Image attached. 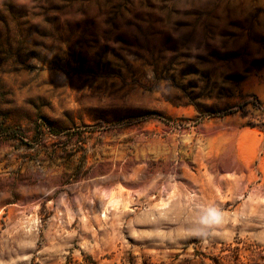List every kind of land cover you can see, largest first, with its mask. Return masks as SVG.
<instances>
[{"label": "rangeland", "instance_id": "374dc122", "mask_svg": "<svg viewBox=\"0 0 264 264\" xmlns=\"http://www.w3.org/2000/svg\"><path fill=\"white\" fill-rule=\"evenodd\" d=\"M0 264H264V0H0Z\"/></svg>", "mask_w": 264, "mask_h": 264}, {"label": "clouds", "instance_id": "9594fccd", "mask_svg": "<svg viewBox=\"0 0 264 264\" xmlns=\"http://www.w3.org/2000/svg\"><path fill=\"white\" fill-rule=\"evenodd\" d=\"M220 219V213L216 209H209L206 216L202 218L203 224L218 223Z\"/></svg>", "mask_w": 264, "mask_h": 264}]
</instances>
